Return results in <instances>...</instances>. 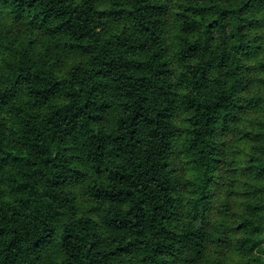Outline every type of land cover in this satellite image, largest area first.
Segmentation results:
<instances>
[{
    "label": "trees",
    "instance_id": "16d2710c",
    "mask_svg": "<svg viewBox=\"0 0 264 264\" xmlns=\"http://www.w3.org/2000/svg\"><path fill=\"white\" fill-rule=\"evenodd\" d=\"M0 264H264V0H0Z\"/></svg>",
    "mask_w": 264,
    "mask_h": 264
}]
</instances>
